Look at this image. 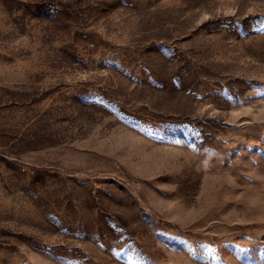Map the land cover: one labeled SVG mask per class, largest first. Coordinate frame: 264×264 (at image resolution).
<instances>
[{
	"label": "rangeland",
	"instance_id": "rangeland-1",
	"mask_svg": "<svg viewBox=\"0 0 264 264\" xmlns=\"http://www.w3.org/2000/svg\"><path fill=\"white\" fill-rule=\"evenodd\" d=\"M0 264H264V0H0Z\"/></svg>",
	"mask_w": 264,
	"mask_h": 264
}]
</instances>
